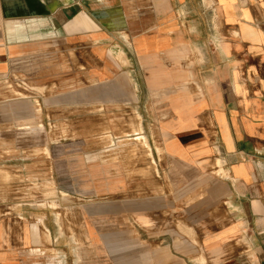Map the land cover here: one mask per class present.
<instances>
[{
    "label": "crops",
    "instance_id": "1",
    "mask_svg": "<svg viewBox=\"0 0 264 264\" xmlns=\"http://www.w3.org/2000/svg\"><path fill=\"white\" fill-rule=\"evenodd\" d=\"M0 264H264V0H0Z\"/></svg>",
    "mask_w": 264,
    "mask_h": 264
},
{
    "label": "rangeland",
    "instance_id": "2",
    "mask_svg": "<svg viewBox=\"0 0 264 264\" xmlns=\"http://www.w3.org/2000/svg\"><path fill=\"white\" fill-rule=\"evenodd\" d=\"M91 82L92 81L79 80V85L78 86L85 87V86H88V83L89 84H93ZM15 83H16L15 84L16 89H19V90H21L23 86L28 87V85L26 83L25 84L22 83V80L21 81H16ZM31 87L35 88V85L31 83ZM93 130L94 131L92 133H89V135L92 136V137H94V139L98 140V143L95 144L96 149L97 148L98 149H103V150L106 149V127H94ZM31 131L32 132L35 131L37 134L38 133L39 134H45V131H46L47 135H50V134L51 135H54V129H52L50 127H47L46 129L44 127H42L39 130L32 129ZM70 133L71 132H70V129L69 128H62V136L63 137H69L70 136ZM57 135L59 136L58 132H57ZM69 147L70 146L68 144V148ZM62 163L65 166V164H66L65 161H62ZM79 182H80V184L83 182V177L82 176L79 177ZM80 194H83V193H80Z\"/></svg>",
    "mask_w": 264,
    "mask_h": 264
}]
</instances>
